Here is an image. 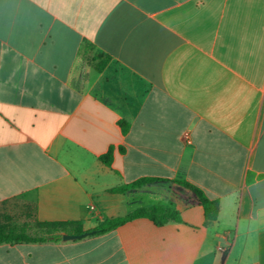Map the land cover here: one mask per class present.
<instances>
[{
	"label": "crops",
	"instance_id": "1",
	"mask_svg": "<svg viewBox=\"0 0 264 264\" xmlns=\"http://www.w3.org/2000/svg\"><path fill=\"white\" fill-rule=\"evenodd\" d=\"M17 199L86 232L153 205L182 222L3 244L0 264H264V0H0V206Z\"/></svg>",
	"mask_w": 264,
	"mask_h": 264
},
{
	"label": "trees",
	"instance_id": "2",
	"mask_svg": "<svg viewBox=\"0 0 264 264\" xmlns=\"http://www.w3.org/2000/svg\"><path fill=\"white\" fill-rule=\"evenodd\" d=\"M100 57H103L102 55ZM122 134L126 135L130 129V124L125 120L118 122ZM121 153L125 152L123 147H119ZM115 147L110 146L106 153L99 156V161L106 167L111 168L114 161ZM252 177H248V183L252 182ZM158 181L156 178H141L133 183L122 185L109 190L110 193H124L128 190L141 187L145 184ZM177 183L190 190L198 199L199 204L204 210L205 220L207 222L216 221L220 213V201L218 199L209 198L203 190L194 184L177 180ZM19 200H6L0 208V245L3 244H46L59 243L63 234H82L85 231L83 222L80 221H40L37 219L36 205L24 204L21 209H18ZM20 210L25 216L32 219L33 225H20L14 223L12 212ZM137 219H148L154 225L161 227L168 223H181L182 217L180 212L165 208L160 205L143 207L132 211L131 213L106 219L98 225L92 236H100L117 228L133 222ZM91 236V237H92Z\"/></svg>",
	"mask_w": 264,
	"mask_h": 264
},
{
	"label": "rangeland",
	"instance_id": "3",
	"mask_svg": "<svg viewBox=\"0 0 264 264\" xmlns=\"http://www.w3.org/2000/svg\"><path fill=\"white\" fill-rule=\"evenodd\" d=\"M100 54L95 53L94 51L91 54V57L93 59H98V58H102L100 57ZM18 201V209H21V207L25 204L24 201H22L21 199H17ZM1 210V208H0ZM12 215L14 216V223L16 224H20V225H29L32 226L33 222L32 219L30 217H26L25 214L21 213L20 210H17L16 213L15 211L12 212Z\"/></svg>",
	"mask_w": 264,
	"mask_h": 264
},
{
	"label": "water",
	"instance_id": "4",
	"mask_svg": "<svg viewBox=\"0 0 264 264\" xmlns=\"http://www.w3.org/2000/svg\"><path fill=\"white\" fill-rule=\"evenodd\" d=\"M93 234H94V231H87L82 234H63L61 236V241L70 242V241L82 240L84 238L92 236Z\"/></svg>",
	"mask_w": 264,
	"mask_h": 264
},
{
	"label": "built area",
	"instance_id": "5",
	"mask_svg": "<svg viewBox=\"0 0 264 264\" xmlns=\"http://www.w3.org/2000/svg\"><path fill=\"white\" fill-rule=\"evenodd\" d=\"M189 141V140H188Z\"/></svg>",
	"mask_w": 264,
	"mask_h": 264
}]
</instances>
